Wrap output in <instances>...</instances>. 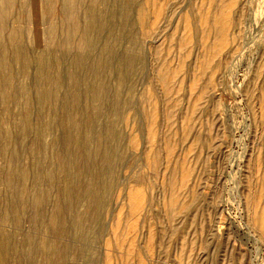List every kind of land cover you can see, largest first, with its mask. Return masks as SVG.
<instances>
[{
	"label": "rangeland",
	"instance_id": "rangeland-1",
	"mask_svg": "<svg viewBox=\"0 0 264 264\" xmlns=\"http://www.w3.org/2000/svg\"><path fill=\"white\" fill-rule=\"evenodd\" d=\"M0 264H264V0H0Z\"/></svg>",
	"mask_w": 264,
	"mask_h": 264
},
{
	"label": "bare ground",
	"instance_id": "bare-ground-1",
	"mask_svg": "<svg viewBox=\"0 0 264 264\" xmlns=\"http://www.w3.org/2000/svg\"><path fill=\"white\" fill-rule=\"evenodd\" d=\"M206 18V17H205Z\"/></svg>",
	"mask_w": 264,
	"mask_h": 264
}]
</instances>
